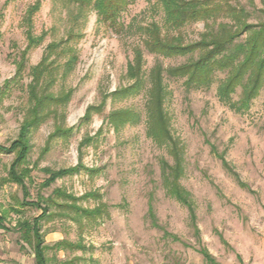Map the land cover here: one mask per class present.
<instances>
[{"label":"rangeland","instance_id":"rangeland-1","mask_svg":"<svg viewBox=\"0 0 264 264\" xmlns=\"http://www.w3.org/2000/svg\"><path fill=\"white\" fill-rule=\"evenodd\" d=\"M36 1L0 0V144L9 147L18 138L34 103L31 67L52 42L58 43L49 53L53 78L45 76L38 94L70 91L71 96L62 105H52L58 108L57 116L49 115L29 131L31 148L22 165L30 169L27 197L8 179L16 152H0V214L6 216L5 228H0V264H35L19 225L42 209L23 202L42 203L40 197L53 196L58 189L74 194L81 207L104 202L110 215L77 222L71 217L75 211L51 204L55 216L42 221L46 243L65 238L85 247L50 249L49 264H205L201 247L223 264H264V86L250 107L239 111L219 99L217 88L225 73L218 72L209 88H190L186 77L170 76L167 70L187 61L188 55L148 52L139 29L151 21L165 28L158 0L131 3L122 12L118 31L99 21L91 7L82 10L69 0H41L32 24L34 33L45 37L29 51L26 68L18 73L16 61L27 45L25 17ZM237 3L250 12V22L264 20V0ZM204 29L203 22H193L182 31L190 41L199 39ZM139 47L147 87L126 96L114 94L134 83L128 69L136 63ZM160 66L167 90L165 110L181 147L180 183L195 206L199 233L188 207L163 184L162 161L173 164V153L148 134L150 73ZM241 97L237 87L231 98ZM89 108L94 110L87 116ZM124 108L139 113L140 119L116 128L112 113ZM74 167H79L74 173L42 185L50 177L47 171ZM90 191L100 197L84 198ZM56 201L65 203L62 198Z\"/></svg>","mask_w":264,"mask_h":264},{"label":"trees","instance_id":"trees-1","mask_svg":"<svg viewBox=\"0 0 264 264\" xmlns=\"http://www.w3.org/2000/svg\"><path fill=\"white\" fill-rule=\"evenodd\" d=\"M69 1L77 3L82 10L84 7L95 9L99 21L108 23L118 31L123 26L121 22L122 12L137 0ZM157 4L161 6L164 12L165 28L158 21H151L140 26L143 47L148 52L163 57L188 55L187 61L169 68L167 73L173 77H186V84L190 88H209L215 81L218 72L225 73V77L220 80L217 88L219 99L239 111L248 109L264 86V20L257 23L250 22V12L245 6L237 3V0H158ZM40 6L41 0H37L28 8L27 17H25L27 45L20 51L19 59L16 61L18 73L26 68L29 51L38 46L45 37V33L36 35L32 24L33 16L40 9ZM193 22H203L205 29L200 34L199 39L187 41L182 30L185 25ZM69 39H66L65 43ZM57 45V42L50 43L42 60L31 67L32 83L29 88L31 100L34 103L27 112L18 138L9 147L0 144V152H16V158L8 171V179L18 183L26 197L30 193L25 177L27 173H30V169L28 167L23 168L22 165L27 163L31 148L29 131L38 126L49 115L55 114L57 116L58 108H54L52 105H62L71 96L70 91H62L59 95L46 93L47 90L39 95L37 91L45 76L53 78L51 76L54 60L49 62V53H52ZM142 51V48H136L137 56L134 60L136 63L128 69L131 78H135L134 83L125 89L116 90L114 94L126 96L138 92L141 87H147L145 86L146 82L140 60ZM71 62H66L67 67L70 66ZM163 71L160 66L155 67L150 73L151 86L148 89L146 100L148 134L160 145H166L173 153L175 157L173 164L170 165L166 160L162 161L163 184L171 196L188 207L195 230L199 233L195 222V206L190 198V193L180 183V178L184 172L183 160L181 147L178 139L171 132L169 115L165 110L164 102L167 90L162 77ZM49 83L50 81L47 82V85ZM237 87H241L242 97L234 101L231 94L236 91ZM45 88L48 89V87ZM3 90L4 88L0 87V93ZM93 110V108H89L87 116H90ZM139 119L140 114L131 108L116 110L112 113V122L116 128L124 123L135 122ZM61 130L59 126L56 133H62ZM78 168L47 171L50 173V177L42 185L51 184L57 177L72 174ZM54 195L57 199H64L65 203H58ZM83 197L99 198L100 195L95 191H90ZM78 199L74 194L58 189L53 196L40 197L42 203L23 202V204L39 206L42 209L41 214L33 217L32 220H21L19 225L22 239L33 249L35 264H49L47 251L50 249L68 246L85 247L80 243L73 244L65 238L56 241L54 244L46 243L42 221L55 216L49 209L51 204L68 208L72 211L71 213L75 211L74 213L77 215L71 217L77 222H82L83 217L93 221L103 217L104 214L110 215L104 202L94 207L85 208L77 205ZM70 200L72 202H69ZM150 211V215L155 221L152 209ZM5 221L6 216L0 214V228H5ZM166 235L171 234L166 231ZM175 239H178L177 236ZM199 251L203 255L205 264H223L207 248L201 247ZM62 264H74V260L65 261Z\"/></svg>","mask_w":264,"mask_h":264}]
</instances>
